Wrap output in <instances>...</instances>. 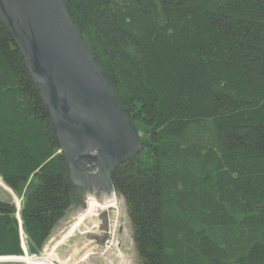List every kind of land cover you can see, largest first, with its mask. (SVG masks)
<instances>
[{
	"label": "trees",
	"instance_id": "obj_1",
	"mask_svg": "<svg viewBox=\"0 0 264 264\" xmlns=\"http://www.w3.org/2000/svg\"><path fill=\"white\" fill-rule=\"evenodd\" d=\"M142 147L111 172L139 264H264V0H64ZM0 256L72 205L50 116L0 21Z\"/></svg>",
	"mask_w": 264,
	"mask_h": 264
},
{
	"label": "water",
	"instance_id": "obj_2",
	"mask_svg": "<svg viewBox=\"0 0 264 264\" xmlns=\"http://www.w3.org/2000/svg\"><path fill=\"white\" fill-rule=\"evenodd\" d=\"M0 21L21 52L50 116L69 184L116 194L111 172L141 149L140 135L74 24L64 0H0ZM4 186V188H3ZM0 187L17 196L0 178ZM117 195V194H116ZM22 255L41 250L23 236Z\"/></svg>",
	"mask_w": 264,
	"mask_h": 264
},
{
	"label": "rangeland",
	"instance_id": "obj_3",
	"mask_svg": "<svg viewBox=\"0 0 264 264\" xmlns=\"http://www.w3.org/2000/svg\"><path fill=\"white\" fill-rule=\"evenodd\" d=\"M0 197L3 199H11V201L13 200L11 198V195L8 192H6L4 189H2V187H0ZM117 197L119 199L118 221H117V224L120 227V231L118 235L119 245L114 246L113 248H107V250L106 247H100L97 243L93 241V238L90 235L91 232L88 231L89 220L87 221L86 219L84 220L83 224L80 226L81 233L76 232L71 238H69L66 242H64L63 244L59 245L56 248V252L60 258H67L72 256V258L76 260L75 262H77V264H120L119 255H121L123 259L127 261L129 264H139L134 247L131 227L125 212L124 202L118 194ZM76 200L77 199L74 197L71 207L66 212L64 217L58 222V224L52 231L51 236L48 238V240L42 247L41 252H44V249L47 246L53 245L55 240L59 238V235L64 233V231L67 230V228L70 226L69 224H71L74 218H76L78 214L81 213V211H83L81 203H79ZM75 245H77L79 249L76 253H73L72 247ZM84 248H89L91 250L90 251L91 253L87 257L82 256L84 252L82 251V249ZM100 250H102V252ZM0 264H6V263H0ZM13 264H23V263H13Z\"/></svg>",
	"mask_w": 264,
	"mask_h": 264
},
{
	"label": "bare ground",
	"instance_id": "obj_4",
	"mask_svg": "<svg viewBox=\"0 0 264 264\" xmlns=\"http://www.w3.org/2000/svg\"><path fill=\"white\" fill-rule=\"evenodd\" d=\"M4 188V186H3ZM88 197V196H87ZM107 198V197H106ZM93 199L90 197L88 198L87 201V206L81 213L78 214L76 218L69 224L70 226L67 228L64 233L59 235V238H57L54 242L53 245L47 246L44 249V252H42L41 256L37 259H32L26 256H21V257H8V258H0V263H6V264H13V263H23V264H77L72 258V256L67 257V258H60L59 255L56 252V248L66 242L69 238H71L76 232H80V226L83 224L84 220H86L88 217H92L93 215H97L101 207L99 205H96ZM104 200H109L106 205L114 207L118 211V204H119V199L116 194L110 193L108 195L107 199ZM16 203L18 204V198H15ZM115 210V211H116ZM87 229V227H86ZM62 231V230H61ZM60 231V232H61ZM87 232V230H86ZM60 234V233H59ZM83 234V233H82ZM24 236V235H23ZM79 236V235H78ZM117 246V245H116ZM106 247V246H105ZM79 247L77 245L72 247V252L76 253L78 251ZM103 250V249H102ZM102 250H100L102 252ZM107 250V248H106ZM83 257H87L91 252L89 248H84L82 249ZM95 253V252H94ZM120 264H129L127 261L123 259L121 255H119Z\"/></svg>",
	"mask_w": 264,
	"mask_h": 264
},
{
	"label": "flooded vegetation",
	"instance_id": "obj_5",
	"mask_svg": "<svg viewBox=\"0 0 264 264\" xmlns=\"http://www.w3.org/2000/svg\"><path fill=\"white\" fill-rule=\"evenodd\" d=\"M71 187L74 197L77 199L76 201L81 203L83 210L87 206V201L90 197L96 205L101 207L97 215L87 218V221L89 220L88 231L91 232L90 235L93 241L100 247L106 246V248H113L119 245L118 211L114 207L106 205L109 200L104 199L108 198V194L99 186H93L89 192L85 191L83 187L72 185Z\"/></svg>",
	"mask_w": 264,
	"mask_h": 264
}]
</instances>
